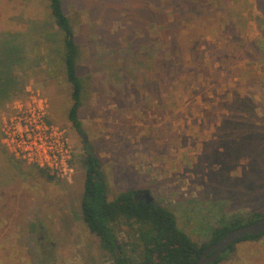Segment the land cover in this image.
Returning <instances> with one entry per match:
<instances>
[{
  "label": "rangeland",
  "instance_id": "374dc122",
  "mask_svg": "<svg viewBox=\"0 0 264 264\" xmlns=\"http://www.w3.org/2000/svg\"><path fill=\"white\" fill-rule=\"evenodd\" d=\"M63 1L80 48L83 132L69 118L72 86L49 1L0 0V82L31 35L27 85L0 94V264H115L82 215L86 145L109 199L149 189L200 243L235 215L264 213V0ZM27 89L41 91L47 120L66 131L70 180L2 142ZM118 236L126 240V228ZM218 264H264V235Z\"/></svg>",
  "mask_w": 264,
  "mask_h": 264
},
{
  "label": "trees",
  "instance_id": "16d2710c",
  "mask_svg": "<svg viewBox=\"0 0 264 264\" xmlns=\"http://www.w3.org/2000/svg\"><path fill=\"white\" fill-rule=\"evenodd\" d=\"M48 1L52 18L62 36L64 70L72 86L73 103L69 109V118L73 126L81 131L79 110L84 83L78 71L80 48L71 19L65 12L64 1ZM28 36L25 39L27 42L31 38V35ZM21 37L12 36L17 40ZM24 55L28 58L27 51H24ZM83 164L86 170L81 205L83 219L91 232L100 238L103 249L112 255L115 264H193L210 244L230 230L264 216L260 212H254L251 216L235 215L215 227L207 242L200 243L178 225L172 210L156 201L136 199L134 195L138 189L124 190L109 199L108 185L101 172V160L90 145H86ZM40 170L47 174L45 170ZM123 228H126V240H120L118 236V230ZM263 235L248 234L241 237L212 264L222 262L228 253L234 252L238 242L258 239Z\"/></svg>",
  "mask_w": 264,
  "mask_h": 264
},
{
  "label": "built area",
  "instance_id": "2783aa9c",
  "mask_svg": "<svg viewBox=\"0 0 264 264\" xmlns=\"http://www.w3.org/2000/svg\"><path fill=\"white\" fill-rule=\"evenodd\" d=\"M26 102L4 121L2 142L18 159L70 180L74 173L72 146L66 131L47 120L48 104L40 90L27 89Z\"/></svg>",
  "mask_w": 264,
  "mask_h": 264
},
{
  "label": "water",
  "instance_id": "95a60500",
  "mask_svg": "<svg viewBox=\"0 0 264 264\" xmlns=\"http://www.w3.org/2000/svg\"><path fill=\"white\" fill-rule=\"evenodd\" d=\"M84 135L86 142L87 135ZM143 193L144 200L147 202L154 201V197L149 189H144ZM261 233H264V216L230 230L218 241L210 244L193 264H212L233 242L248 234L256 235Z\"/></svg>",
  "mask_w": 264,
  "mask_h": 264
},
{
  "label": "crops",
  "instance_id": "0c3cea01",
  "mask_svg": "<svg viewBox=\"0 0 264 264\" xmlns=\"http://www.w3.org/2000/svg\"><path fill=\"white\" fill-rule=\"evenodd\" d=\"M14 44L16 45L17 43ZM27 46L28 42L26 41V43L20 46V48L27 51ZM16 57L17 59L7 60V64L10 63L12 67L10 71L6 70V80H2V82H0V94L1 98L3 99H8L10 97H13L14 94L21 93L27 85L29 74L28 69L26 71V65L24 64L26 61V56L23 54L17 55ZM5 60L6 59H4V61ZM3 166L6 165L4 164Z\"/></svg>",
  "mask_w": 264,
  "mask_h": 264
},
{
  "label": "flooded vegetation",
  "instance_id": "af4514ba",
  "mask_svg": "<svg viewBox=\"0 0 264 264\" xmlns=\"http://www.w3.org/2000/svg\"><path fill=\"white\" fill-rule=\"evenodd\" d=\"M81 132H83V131L81 130ZM83 136H84V139H85V135L84 134H83ZM143 190L144 189H138V191L135 192L134 196H135L136 199H144L143 198V195H144Z\"/></svg>",
  "mask_w": 264,
  "mask_h": 264
}]
</instances>
